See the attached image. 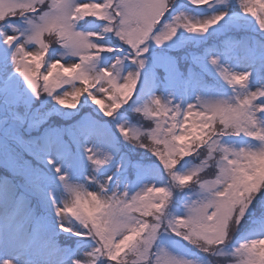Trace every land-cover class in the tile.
I'll return each instance as SVG.
<instances>
[{"label": "snow or ice", "instance_id": "6c2138e0", "mask_svg": "<svg viewBox=\"0 0 264 264\" xmlns=\"http://www.w3.org/2000/svg\"><path fill=\"white\" fill-rule=\"evenodd\" d=\"M0 264H264V0H0Z\"/></svg>", "mask_w": 264, "mask_h": 264}, {"label": "rangeland", "instance_id": "374dc122", "mask_svg": "<svg viewBox=\"0 0 264 264\" xmlns=\"http://www.w3.org/2000/svg\"><path fill=\"white\" fill-rule=\"evenodd\" d=\"M193 14H197V13L195 12V10H193Z\"/></svg>", "mask_w": 264, "mask_h": 264}]
</instances>
